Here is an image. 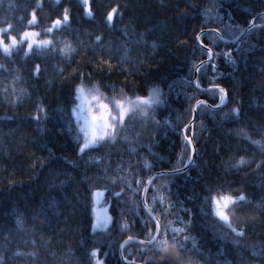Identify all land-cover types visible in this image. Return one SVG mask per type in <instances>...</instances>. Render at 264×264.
Segmentation results:
<instances>
[{
    "label": "trees",
    "instance_id": "obj_1",
    "mask_svg": "<svg viewBox=\"0 0 264 264\" xmlns=\"http://www.w3.org/2000/svg\"><path fill=\"white\" fill-rule=\"evenodd\" d=\"M90 5L87 16L80 0H0V28L16 36L69 17L47 47L0 49V264H94L95 250L105 264H152L155 248L136 241L155 234L153 218L181 264H264V0ZM95 82L114 114L113 97L158 103L80 153L75 93ZM240 157L247 163L233 167ZM95 188L110 207L107 230H93ZM221 195L246 198L229 207L231 228L209 205Z\"/></svg>",
    "mask_w": 264,
    "mask_h": 264
},
{
    "label": "snow or ice",
    "instance_id": "obj_2",
    "mask_svg": "<svg viewBox=\"0 0 264 264\" xmlns=\"http://www.w3.org/2000/svg\"><path fill=\"white\" fill-rule=\"evenodd\" d=\"M59 2V0H57ZM81 4L85 7H88V0H80ZM39 7V5H37ZM115 11V10H113ZM87 16H91V9L88 8V11L85 13ZM264 18V16H262ZM68 14L65 11L63 15V19H56L51 27L47 29V32H52L53 30H59L68 23ZM107 20L109 23L113 20V14H109L107 17ZM36 16L35 13L32 14L31 19L29 20V24H36ZM12 29V25L8 24L7 27L0 28V49H2L3 53L5 55H11L12 51L18 44H23L24 41H29L27 43L26 47L28 49V52H31L33 45H36L37 49H40L42 47H47L52 42L50 40H40L37 41L34 37L39 35V33H33V32H24L23 38L18 41L15 36H12L10 34ZM205 35H209V33H205ZM7 36L10 43H5L4 37ZM100 37H97V40H99ZM28 52H25V55H28ZM36 71H39V67L37 66ZM76 92L78 93V99L81 100L80 109L83 110L85 106L88 108V112L90 113V120L85 117L84 119V125L85 127L82 129L84 132L85 140L83 142V147L79 149L80 153H84L86 149L89 148H96L100 146V144L105 141V139H110L112 141H115L112 137H115L114 133L116 130L117 125H123L125 118L129 116V113H135L137 109H139L140 113L143 116H147L148 112L146 111V108H151L154 103H158L156 101L154 94L150 96L149 98H142L137 96L135 100H130L128 97H124L123 99H115L113 97L114 106L117 110L116 114L113 112V108L108 104L105 103L101 99V93L98 89H86L85 87H79L76 89ZM97 102L98 111H96L92 107V102ZM221 103H223V99H221ZM238 114V110H237ZM111 132L112 136H109L108 133ZM241 134L244 135L245 138L250 139V137L247 136V133L243 132L241 130ZM255 144H259V141H253ZM191 163V161H189ZM247 161L240 157L236 163V165H233V167H239L241 165H245ZM179 172V170H177ZM165 175V174H162ZM161 177H155L154 179H159ZM167 178V177H166ZM137 184H140V181H137ZM146 185H151L152 180L145 181ZM148 187L141 186L137 189V191H141L144 194L148 193ZM117 196L120 195V193L116 194ZM162 199V198H161ZM209 205L214 204V210L213 215L217 217L221 222H223L224 226H227L231 228L230 223V217L227 214V209L231 205H235L236 207H242V202H245V196L239 195L238 197H232L230 195H221L219 197H212L209 198ZM149 213L151 212L150 209H148ZM153 222L156 226V232L153 234L151 231L148 232V240H139L136 241L138 244H145L148 243L152 245L158 256L161 257V259L157 261H153L152 264H181V260L172 256L170 253H167L163 247V244L165 243L164 237L168 235V229L162 230L160 227V224L157 220L153 218ZM97 226H101L99 223ZM172 233H174L171 237V243L175 244L178 242V234L182 231V229H171ZM232 231L236 233L237 236H243V232H236L235 228H232ZM183 239H187V237H184ZM132 240V237H129V241ZM125 243H128V241H125ZM179 251L186 255L187 248L183 242H180V249ZM34 255V254H33Z\"/></svg>",
    "mask_w": 264,
    "mask_h": 264
},
{
    "label": "rangeland",
    "instance_id": "obj_3",
    "mask_svg": "<svg viewBox=\"0 0 264 264\" xmlns=\"http://www.w3.org/2000/svg\"><path fill=\"white\" fill-rule=\"evenodd\" d=\"M88 8L91 9L90 0H88V7H85L86 12L88 11ZM53 23H52V25H53ZM25 32L39 33V35L34 37L37 41H40V40H50L51 41V34L49 32H47V30L46 31L44 29L42 31L41 30H27ZM44 32L46 33V35L44 34ZM23 34H24V32L21 35L16 36L15 34L11 33V35L15 36L18 41H20L23 38ZM5 37H6V39H5ZM5 37H4L5 43H10V41L8 40V37L7 36H5ZM21 45L22 44H18L16 46V48L13 49V51L18 49ZM90 87L91 86L86 85L85 88L89 89ZM100 93L102 94L101 99L105 103H108L113 108V103H111L110 101H107L103 98V93H102L101 89H100ZM77 97H78V93L76 92L75 93V100H74V104H73L74 105L73 106V114L75 116V122H76V126H77L76 129L81 134V140H82L81 147H83V142L85 140L84 132L82 131V129L85 127L84 119H85V117H87L90 120V113L88 112L87 106H85L83 110L80 109L81 100L78 99ZM92 107L96 111L99 110L97 107V102H95V101L92 102ZM226 211L228 214V209ZM92 214H93V230L94 231H102V230L109 229V227L112 224V216H111L109 204L105 200V190L102 188H95L92 191ZM98 223L101 226L98 227L97 226ZM94 264H105L104 260L102 259V256H100L98 254L97 250H95V252H94Z\"/></svg>",
    "mask_w": 264,
    "mask_h": 264
},
{
    "label": "water",
    "instance_id": "obj_4",
    "mask_svg": "<svg viewBox=\"0 0 264 264\" xmlns=\"http://www.w3.org/2000/svg\"><path fill=\"white\" fill-rule=\"evenodd\" d=\"M243 33H244V32H243ZM243 33H242V34H243ZM199 38H200V37H199ZM211 58H212V51H211V57H210L208 60L210 61ZM205 62H206V61H203V62H201V63L197 66V68H196V73H195V77H194L195 82L197 81V76H198L199 68H200V66H201L203 63H205ZM196 114H197V109L195 110L194 117H193L192 122H191V128H192V126H193V124H194V121H195V118H196ZM190 141H191V145H192V149H193V150H192V156H191V158H190L189 161H191V163H192L193 160H194V158H195V154H196V146H195V143H194L192 137L190 138ZM191 163L188 162V164L186 165V167L189 166ZM186 167H184L183 169H185ZM142 199H143V202L146 203V194L143 193ZM120 251L122 252V247H121V250H120Z\"/></svg>",
    "mask_w": 264,
    "mask_h": 264
},
{
    "label": "clouds",
    "instance_id": "obj_5",
    "mask_svg": "<svg viewBox=\"0 0 264 264\" xmlns=\"http://www.w3.org/2000/svg\"><path fill=\"white\" fill-rule=\"evenodd\" d=\"M79 87H86V85L81 84ZM79 87H78V88H79ZM89 89H98V90L100 91V85H99L98 82H95V83H94ZM108 135H109V136H112V133L109 132ZM112 138L115 139V137H112Z\"/></svg>",
    "mask_w": 264,
    "mask_h": 264
}]
</instances>
